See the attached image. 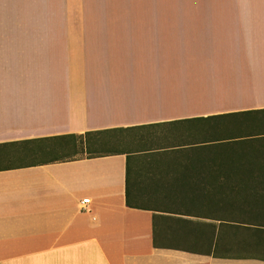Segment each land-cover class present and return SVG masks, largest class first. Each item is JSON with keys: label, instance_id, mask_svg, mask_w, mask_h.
Here are the masks:
<instances>
[{"label": "crops", "instance_id": "1", "mask_svg": "<svg viewBox=\"0 0 264 264\" xmlns=\"http://www.w3.org/2000/svg\"><path fill=\"white\" fill-rule=\"evenodd\" d=\"M261 111L264 0H0V264H264L170 208L224 188L206 147ZM111 129L135 148L31 160Z\"/></svg>", "mask_w": 264, "mask_h": 264}, {"label": "trees", "instance_id": "2", "mask_svg": "<svg viewBox=\"0 0 264 264\" xmlns=\"http://www.w3.org/2000/svg\"><path fill=\"white\" fill-rule=\"evenodd\" d=\"M114 131L116 130L111 129L94 133L86 132L83 135L70 134L57 137L60 140L53 143L52 146H45L44 153L31 160L38 158L63 160L78 153L93 157L117 153L122 149L133 150L135 148L134 139L121 143L118 139L119 136L111 134ZM256 138L261 139L263 136ZM223 140L216 147L211 145L206 148L222 152L224 188L200 191L201 197L206 199L205 204L170 208H173L178 214L211 218L221 222L220 226L223 228L224 234L223 242L220 236H217L213 247L215 252L212 251L209 254L229 256L227 251L233 249L238 251L239 257L264 259V142L258 140L257 143L251 145L246 143L247 139L223 137ZM141 141L140 139L138 142L139 148L143 146ZM182 223L184 227H188L187 230L195 231L197 229L190 221L183 220ZM231 225L233 229H237L238 235V240L233 241V247L230 245L229 238ZM214 228L212 225L213 231ZM211 236L210 243H213V234ZM153 245L159 246L155 240H153Z\"/></svg>", "mask_w": 264, "mask_h": 264}, {"label": "rangeland", "instance_id": "3", "mask_svg": "<svg viewBox=\"0 0 264 264\" xmlns=\"http://www.w3.org/2000/svg\"><path fill=\"white\" fill-rule=\"evenodd\" d=\"M174 64V63H173ZM193 64V63H188ZM232 119H234V122L232 126L225 127L224 132H222V135L224 137L228 138H241V139H247V144L254 145L258 142V140L264 142V111L261 112H249L244 113L240 115L232 116ZM238 123V125H236ZM209 128L214 127H206L205 132L198 133L201 137H209L213 136V132L210 131ZM263 135V138L257 139L256 137H249V136H260ZM125 143V141H121V143ZM118 143V142H114ZM120 144V142H119ZM84 153H78L77 156H81ZM75 155V156H76ZM23 160L16 159L13 161H10L11 163L20 162Z\"/></svg>", "mask_w": 264, "mask_h": 264}, {"label": "built area", "instance_id": "4", "mask_svg": "<svg viewBox=\"0 0 264 264\" xmlns=\"http://www.w3.org/2000/svg\"><path fill=\"white\" fill-rule=\"evenodd\" d=\"M86 202H87V200L84 199V200H82L81 203H80V204L82 205V208H83V209L85 208V203H86Z\"/></svg>", "mask_w": 264, "mask_h": 264}]
</instances>
